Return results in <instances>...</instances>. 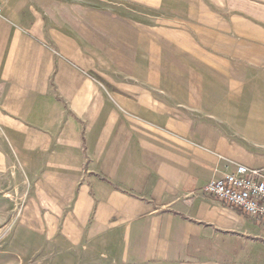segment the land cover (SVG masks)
Instances as JSON below:
<instances>
[{"label": "crops", "instance_id": "crops-1", "mask_svg": "<svg viewBox=\"0 0 264 264\" xmlns=\"http://www.w3.org/2000/svg\"><path fill=\"white\" fill-rule=\"evenodd\" d=\"M239 165L264 172V0L1 1L0 202L49 239L239 261L264 228L202 192Z\"/></svg>", "mask_w": 264, "mask_h": 264}, {"label": "rangeland", "instance_id": "rangeland-1", "mask_svg": "<svg viewBox=\"0 0 264 264\" xmlns=\"http://www.w3.org/2000/svg\"><path fill=\"white\" fill-rule=\"evenodd\" d=\"M25 191L15 198L9 197L8 192L2 193L0 264H126L115 261L113 256L112 259L106 258L99 251L100 247L67 244L57 233L49 239V232L41 227L38 216L23 212L28 200ZM261 243L256 250L247 249L239 261L218 260L199 264H264V242ZM253 255H256V260H252Z\"/></svg>", "mask_w": 264, "mask_h": 264}, {"label": "built area", "instance_id": "built-area-1", "mask_svg": "<svg viewBox=\"0 0 264 264\" xmlns=\"http://www.w3.org/2000/svg\"><path fill=\"white\" fill-rule=\"evenodd\" d=\"M2 0H0L1 3ZM202 192L237 210L264 228V172L239 165L218 180L209 181Z\"/></svg>", "mask_w": 264, "mask_h": 264}]
</instances>
